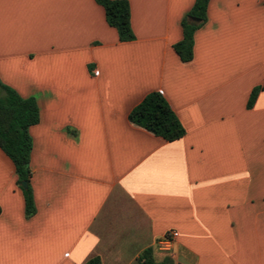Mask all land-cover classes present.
Listing matches in <instances>:
<instances>
[{"label":"crops","instance_id":"obj_1","mask_svg":"<svg viewBox=\"0 0 264 264\" xmlns=\"http://www.w3.org/2000/svg\"><path fill=\"white\" fill-rule=\"evenodd\" d=\"M120 40L96 0H0V81L31 96L26 216L0 149V264H264V0H209L193 56L173 44L194 0H128ZM192 19V18H190ZM160 91L185 133L128 112ZM177 231L169 249L157 241Z\"/></svg>","mask_w":264,"mask_h":264},{"label":"trees","instance_id":"obj_2","mask_svg":"<svg viewBox=\"0 0 264 264\" xmlns=\"http://www.w3.org/2000/svg\"><path fill=\"white\" fill-rule=\"evenodd\" d=\"M105 11L106 21L116 28L120 40L134 38L130 20L128 0H96ZM209 0H194L192 6L181 19L182 37L173 44L181 60L193 56V33L206 19ZM192 18V19H190ZM264 89V80L252 88L247 105L250 106L258 91ZM129 121L152 134L166 140H174L185 133V128L171 108L165 96L158 90L147 92L128 112ZM39 120V109L35 99L22 96L15 89L0 81V149L12 160L16 173V183L23 192L24 212L30 216L35 211L33 193L29 183V156L32 138L29 126ZM27 180V186L21 185ZM137 264H177L165 254L157 258L152 247L143 248L136 257ZM83 264H102L98 256L87 259Z\"/></svg>","mask_w":264,"mask_h":264},{"label":"built area","instance_id":"obj_3","mask_svg":"<svg viewBox=\"0 0 264 264\" xmlns=\"http://www.w3.org/2000/svg\"><path fill=\"white\" fill-rule=\"evenodd\" d=\"M177 231L166 232L158 241L157 245L161 249H169L171 247L173 239L177 236Z\"/></svg>","mask_w":264,"mask_h":264},{"label":"water","instance_id":"obj_4","mask_svg":"<svg viewBox=\"0 0 264 264\" xmlns=\"http://www.w3.org/2000/svg\"><path fill=\"white\" fill-rule=\"evenodd\" d=\"M21 185H22L23 187H26V186H27V180H22V181H21Z\"/></svg>","mask_w":264,"mask_h":264}]
</instances>
